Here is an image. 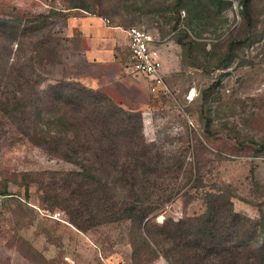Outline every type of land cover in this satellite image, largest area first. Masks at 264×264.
<instances>
[{"label": "rangeland", "instance_id": "obj_1", "mask_svg": "<svg viewBox=\"0 0 264 264\" xmlns=\"http://www.w3.org/2000/svg\"><path fill=\"white\" fill-rule=\"evenodd\" d=\"M224 1L227 4L220 7L215 0H188L192 24L185 11L176 12L179 0H0V17L26 19L65 10L68 19H53V35L37 53V68L47 78L43 87L62 79L79 81L104 91L125 109H140L148 142L185 150L188 161L204 167L205 184L230 185L235 210L258 219L264 214V0L252 2L262 35L240 49L226 67L218 68L210 55L203 54L207 66H193L177 42L186 31L206 42L212 53L213 43L230 32L239 34L246 0ZM76 4L88 11L73 8ZM200 5L206 7L203 16ZM130 27L156 36L167 94L152 93L147 78L128 70L123 31ZM99 37L107 45L99 43ZM97 43L107 64L86 52ZM20 137L0 141V264H104L101 246L94 240L102 242L110 263L139 264L123 240L125 227L105 228L89 238L68 223L64 210L44 201L43 189L26 175L77 168ZM200 193L191 190L189 201L181 194L164 207L156 222L204 213ZM57 212L60 218L53 217ZM140 264L168 263L160 258Z\"/></svg>", "mask_w": 264, "mask_h": 264}, {"label": "trees", "instance_id": "obj_2", "mask_svg": "<svg viewBox=\"0 0 264 264\" xmlns=\"http://www.w3.org/2000/svg\"><path fill=\"white\" fill-rule=\"evenodd\" d=\"M215 1L220 7L227 4ZM187 2L179 0L175 10L185 11L192 24ZM252 2L246 0L242 31L213 43L212 53L206 42L183 30L177 42L193 66H207L203 54L218 68L226 67L262 35ZM73 8L88 11L84 5ZM200 9L203 16L206 7ZM65 13L0 17V141L8 143L19 135L49 157L77 168L27 174L43 189L44 201L64 210L68 223L89 238L105 228L125 227L123 240L139 264L160 258L168 264H264V214L253 219L238 213L230 185L205 184L204 167L188 161L185 150L148 142L141 111L125 109L104 91L79 81L62 79L43 87L47 78L37 68V53L53 35V19L67 20ZM193 189L203 194L204 213L156 222L181 194L192 200ZM94 243L101 246L103 257H111L102 242Z\"/></svg>", "mask_w": 264, "mask_h": 264}, {"label": "built area", "instance_id": "obj_3", "mask_svg": "<svg viewBox=\"0 0 264 264\" xmlns=\"http://www.w3.org/2000/svg\"><path fill=\"white\" fill-rule=\"evenodd\" d=\"M104 22H110L104 19ZM128 41V64L127 68L130 72L143 75L148 79L152 93L167 94V87L162 73V63L157 58L153 50V45L157 38L150 31L138 27H130L124 30ZM60 218L61 213L57 212L53 215ZM117 264H131L128 261L121 260Z\"/></svg>", "mask_w": 264, "mask_h": 264}, {"label": "crops", "instance_id": "obj_4", "mask_svg": "<svg viewBox=\"0 0 264 264\" xmlns=\"http://www.w3.org/2000/svg\"><path fill=\"white\" fill-rule=\"evenodd\" d=\"M89 18H87V20H88ZM124 32V31H123ZM96 33V36H98V35H102L103 33H99V32H95ZM116 34V33H115ZM125 34V33H124ZM111 35H113L114 36V32L113 33H111ZM125 36H126V34H125ZM115 37V36H114ZM127 38V37H126ZM85 40V39H84ZM98 41H99V43H101V44H106L107 45V43L108 42H104L103 40V38H101V37H99L98 39H97ZM114 40H116L115 38H114ZM117 41V40H116ZM89 42V41H88ZM128 43V42H127ZM96 45V46H95ZM98 43L97 44H94V46L92 47L91 46V49L90 50H87L86 52H88L89 53V55L92 57V58H97V59H99V61H103L104 63H106V62H108L109 60L108 59H105V57H106V54H104V52H103V50L101 51V48H99L98 46ZM155 45L156 44H154L153 45V50H154V52L156 53V56H157V58L160 60V61H162L161 60V57H160V55H159V52H157L156 50H155ZM90 46V45H89ZM162 63V62H161ZM107 64V63H106ZM127 64H128V62H127ZM121 73H122V67H121V69L119 70ZM162 72H164L163 70H162ZM133 110V109H132ZM139 111H140V109H139ZM79 232V231H78ZM79 233H81V232H79ZM82 234V233H81ZM84 235V234H83ZM99 256H100V258H101V260L103 261V263L104 264H113L112 262L110 263L108 260L109 259H111V258H105V257H103L102 256V254L101 253H99Z\"/></svg>", "mask_w": 264, "mask_h": 264}]
</instances>
